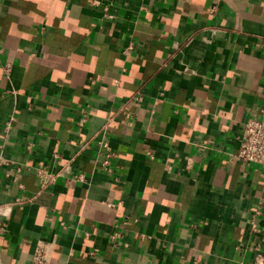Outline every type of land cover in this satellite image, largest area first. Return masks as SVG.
Wrapping results in <instances>:
<instances>
[{
	"label": "crops",
	"instance_id": "1",
	"mask_svg": "<svg viewBox=\"0 0 264 264\" xmlns=\"http://www.w3.org/2000/svg\"><path fill=\"white\" fill-rule=\"evenodd\" d=\"M250 116L264 0H0V264L39 241L49 264L251 261L264 169L235 156ZM39 166L60 172L45 190Z\"/></svg>",
	"mask_w": 264,
	"mask_h": 264
},
{
	"label": "built area",
	"instance_id": "2",
	"mask_svg": "<svg viewBox=\"0 0 264 264\" xmlns=\"http://www.w3.org/2000/svg\"><path fill=\"white\" fill-rule=\"evenodd\" d=\"M105 15L109 16L105 13ZM131 51V45H128L127 47H124L121 51L122 54L128 55ZM4 72H8L9 67L8 65H5L3 67ZM138 99H140V96H137ZM85 117H82L78 122L79 125H83ZM14 120V116L10 115L7 121L5 122V130H7L11 124V122ZM238 148L236 150L235 156L236 158L241 161L242 163L246 164H257L261 168L264 169V121L256 116H250L248 117L243 125L240 132V135L238 137ZM99 144L103 147L107 146L106 142L99 141ZM30 147V145H27V149ZM29 150V149H28ZM56 156V155H55ZM110 152H105L103 154V157L100 161V165L103 167L104 170L107 172H111L110 168ZM186 164V168H190V159ZM67 170V167H64L61 169V172L64 173ZM14 171L16 172L13 180L16 181L18 176V172L20 171V166H14ZM36 176L39 183V188L41 190L47 189L51 184H53L56 180V177L60 175L59 171H51L47 169L44 166H39L35 169ZM76 177L79 180H84V175L82 173H78ZM0 184H1V178H0ZM20 188H22V185H18ZM15 202H20L19 198L15 199ZM258 212V211H256ZM116 228L111 234V240H115L116 238L121 236V230L118 227V223L116 222ZM253 230L256 231V228ZM5 231V226L0 220V236ZM92 254V252L90 253ZM49 257L47 254V245L44 241H39L36 243L31 259L29 261V264H49ZM239 264H264V252H257L254 256V258L251 261H240Z\"/></svg>",
	"mask_w": 264,
	"mask_h": 264
}]
</instances>
